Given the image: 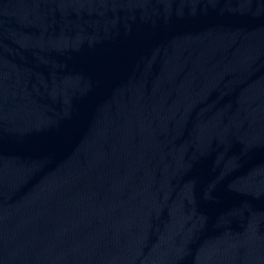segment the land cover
Returning <instances> with one entry per match:
<instances>
[{
	"label": "water",
	"instance_id": "1",
	"mask_svg": "<svg viewBox=\"0 0 264 264\" xmlns=\"http://www.w3.org/2000/svg\"><path fill=\"white\" fill-rule=\"evenodd\" d=\"M0 264H264V0H0Z\"/></svg>",
	"mask_w": 264,
	"mask_h": 264
}]
</instances>
